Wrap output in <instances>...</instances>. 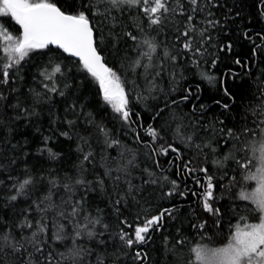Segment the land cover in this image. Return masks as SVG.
Wrapping results in <instances>:
<instances>
[{
	"label": "snow or ice",
	"instance_id": "obj_1",
	"mask_svg": "<svg viewBox=\"0 0 264 264\" xmlns=\"http://www.w3.org/2000/svg\"><path fill=\"white\" fill-rule=\"evenodd\" d=\"M253 7L0 0V264H264Z\"/></svg>",
	"mask_w": 264,
	"mask_h": 264
},
{
	"label": "trees",
	"instance_id": "obj_2",
	"mask_svg": "<svg viewBox=\"0 0 264 264\" xmlns=\"http://www.w3.org/2000/svg\"><path fill=\"white\" fill-rule=\"evenodd\" d=\"M243 3H244V13L246 16H248L249 14H251V16H255V8L253 7L254 3H255V0H243ZM253 27V31H258L260 30V25L259 24H253L252 25ZM258 42V41H257ZM240 50V47L239 45H237V51ZM232 68L234 71H240V69L235 66V65H232ZM227 71V68L225 67L224 64H220L218 66L217 69L215 70H212V74L216 75L218 78H221L222 77V74L224 72ZM190 77H191V83L193 84V86L195 87L196 84H199L200 85V88L202 90L201 92V101L200 102H203V103H207V104H212V100L213 98H217L219 99L220 96L222 95L221 93H218L216 88L213 87L212 85L208 84L206 81H201L199 79L198 76H193L191 73L189 74ZM229 83H231V81H229ZM213 108H215V105H213ZM145 124V126L149 123H152L151 120H149L147 117H145V120L143 122ZM138 131L141 133V136H144V131L145 129L144 128H139ZM144 139H145V142H148V137L144 136ZM124 142L126 144H128L129 147H133L132 143H131V137L130 136H127V137H124L123 138ZM109 152H111L113 155H115V151L113 150H109ZM183 186V185H182ZM191 182L189 181V187H191ZM176 202L177 203H182L184 205V209L186 211H191V210H195V212L198 214L200 212V209L198 208V205H197V202H196V198L195 197H192L191 195L188 196L187 200H184V201H181L178 197L176 198ZM160 203L163 205V206H171V203L172 201H169V200H163V201H160ZM153 211H155V209H153ZM227 230V228H225V231ZM161 241H157V244H160ZM150 255L155 258L157 256V253L155 252H152L150 253Z\"/></svg>",
	"mask_w": 264,
	"mask_h": 264
}]
</instances>
